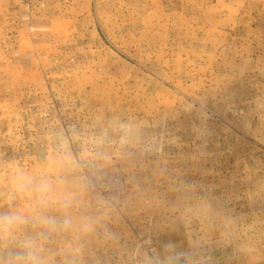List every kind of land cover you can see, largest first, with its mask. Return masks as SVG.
Returning a JSON list of instances; mask_svg holds the SVG:
<instances>
[{"label":"rangeland","instance_id":"1","mask_svg":"<svg viewBox=\"0 0 264 264\" xmlns=\"http://www.w3.org/2000/svg\"><path fill=\"white\" fill-rule=\"evenodd\" d=\"M18 171L47 264H264V0H0V211Z\"/></svg>","mask_w":264,"mask_h":264},{"label":"clouds","instance_id":"2","mask_svg":"<svg viewBox=\"0 0 264 264\" xmlns=\"http://www.w3.org/2000/svg\"><path fill=\"white\" fill-rule=\"evenodd\" d=\"M61 182L59 176L37 177L23 171L10 177L12 191L17 197L27 198V204L23 208L10 205L0 211V249H7L6 255L0 257V264H47L44 252L48 235L72 226L67 215L62 221L47 215L51 205L66 208L70 203L69 196L57 192ZM29 226L31 234L26 232Z\"/></svg>","mask_w":264,"mask_h":264}]
</instances>
